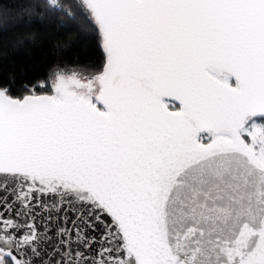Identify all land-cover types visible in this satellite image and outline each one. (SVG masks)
I'll use <instances>...</instances> for the list:
<instances>
[{
  "label": "snow or ice",
  "instance_id": "1",
  "mask_svg": "<svg viewBox=\"0 0 264 264\" xmlns=\"http://www.w3.org/2000/svg\"><path fill=\"white\" fill-rule=\"evenodd\" d=\"M34 7L104 63L0 78V264H264V0Z\"/></svg>",
  "mask_w": 264,
  "mask_h": 264
},
{
  "label": "trees",
  "instance_id": "2",
  "mask_svg": "<svg viewBox=\"0 0 264 264\" xmlns=\"http://www.w3.org/2000/svg\"><path fill=\"white\" fill-rule=\"evenodd\" d=\"M37 0H0V78L23 84L45 83L51 93L56 71L91 74L102 67L104 53L98 28L86 9H74L75 19L47 16Z\"/></svg>",
  "mask_w": 264,
  "mask_h": 264
},
{
  "label": "rangeland",
  "instance_id": "3",
  "mask_svg": "<svg viewBox=\"0 0 264 264\" xmlns=\"http://www.w3.org/2000/svg\"><path fill=\"white\" fill-rule=\"evenodd\" d=\"M65 73H68V74H70L72 71H64ZM78 73H81V72H78ZM83 75H87V74H84V73H82ZM54 80V76H53V78H52V81ZM52 81H51V83H52Z\"/></svg>",
  "mask_w": 264,
  "mask_h": 264
},
{
  "label": "water",
  "instance_id": "4",
  "mask_svg": "<svg viewBox=\"0 0 264 264\" xmlns=\"http://www.w3.org/2000/svg\"><path fill=\"white\" fill-rule=\"evenodd\" d=\"M52 84V83H51ZM47 94H51V93H47ZM5 215H7V214H5ZM69 215L71 216V215H74L73 213H69Z\"/></svg>",
  "mask_w": 264,
  "mask_h": 264
}]
</instances>
